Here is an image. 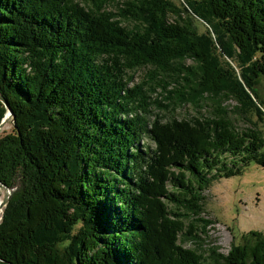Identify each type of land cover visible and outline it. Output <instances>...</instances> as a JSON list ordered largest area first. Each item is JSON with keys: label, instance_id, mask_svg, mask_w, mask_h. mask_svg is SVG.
Returning <instances> with one entry per match:
<instances>
[{"label": "trees", "instance_id": "trees-1", "mask_svg": "<svg viewBox=\"0 0 264 264\" xmlns=\"http://www.w3.org/2000/svg\"><path fill=\"white\" fill-rule=\"evenodd\" d=\"M261 77L264 0H0V264H264L257 230L182 244L216 223L212 180L264 167Z\"/></svg>", "mask_w": 264, "mask_h": 264}, {"label": "rangeland", "instance_id": "rangeland-1", "mask_svg": "<svg viewBox=\"0 0 264 264\" xmlns=\"http://www.w3.org/2000/svg\"><path fill=\"white\" fill-rule=\"evenodd\" d=\"M123 1V0H120ZM115 5V4H114ZM108 9L115 11V6L110 5ZM170 20H174V16H170ZM123 24L131 25L124 21ZM187 64H191V60H187ZM145 69H138L129 83V86L138 84L143 76ZM174 84L169 85V89ZM259 92L261 99L264 101V77L260 78ZM166 95L160 87H157L152 97L163 99ZM166 102V100H164ZM209 102H201L198 105L191 103L178 106L174 109H154L155 113L161 115L164 121L173 117L177 119H190L206 115L209 111ZM224 105L233 106L234 101L227 100ZM264 105V103H263ZM264 108V106H263ZM153 119V116L151 117ZM12 120L6 122L0 129V135L10 132L13 128ZM239 128L248 126L245 118H241L235 122ZM264 126V124L260 123ZM144 144L154 147L153 142L145 137ZM143 143V142H141ZM6 190L1 187L0 199L4 197ZM204 209L208 217L216 220L211 225L208 237L199 244L193 240L183 242V246L187 248L199 247V249L207 256L208 247L210 245L218 246L217 252L226 254L231 244H239L241 236L247 234L251 230L264 232V167L250 161L246 166L241 167L239 173H235L229 177L212 180L208 187L203 191ZM1 214V213H0ZM204 235H202L203 237Z\"/></svg>", "mask_w": 264, "mask_h": 264}, {"label": "water", "instance_id": "water-1", "mask_svg": "<svg viewBox=\"0 0 264 264\" xmlns=\"http://www.w3.org/2000/svg\"><path fill=\"white\" fill-rule=\"evenodd\" d=\"M0 100L3 102V104L7 108V112L5 113L3 119L0 122V129H1L4 127V125L9 120V118H11L12 122H14L15 117H14L13 112L8 108V104L5 100V98L1 94H0ZM1 187H3L6 190V192L4 194V197L0 199V213L2 212L3 207L6 205L8 198H9V195H10V192L12 190L0 182V192H1ZM0 219H1V214H0Z\"/></svg>", "mask_w": 264, "mask_h": 264}]
</instances>
